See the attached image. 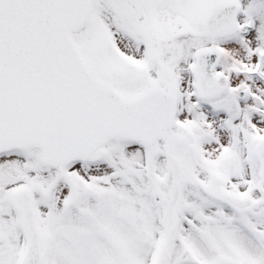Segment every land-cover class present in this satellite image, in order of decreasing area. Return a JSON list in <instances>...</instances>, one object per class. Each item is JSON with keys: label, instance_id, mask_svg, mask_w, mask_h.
<instances>
[{"label": "snow or ice", "instance_id": "obj_1", "mask_svg": "<svg viewBox=\"0 0 264 264\" xmlns=\"http://www.w3.org/2000/svg\"><path fill=\"white\" fill-rule=\"evenodd\" d=\"M0 264H264V0H0Z\"/></svg>", "mask_w": 264, "mask_h": 264}]
</instances>
